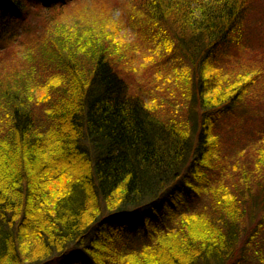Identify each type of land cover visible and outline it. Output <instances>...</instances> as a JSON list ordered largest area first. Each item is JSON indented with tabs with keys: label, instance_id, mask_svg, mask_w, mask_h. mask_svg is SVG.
Returning a JSON list of instances; mask_svg holds the SVG:
<instances>
[{
	"label": "trees",
	"instance_id": "1",
	"mask_svg": "<svg viewBox=\"0 0 264 264\" xmlns=\"http://www.w3.org/2000/svg\"><path fill=\"white\" fill-rule=\"evenodd\" d=\"M259 2L0 0V264H264Z\"/></svg>",
	"mask_w": 264,
	"mask_h": 264
},
{
	"label": "rangeland",
	"instance_id": "2",
	"mask_svg": "<svg viewBox=\"0 0 264 264\" xmlns=\"http://www.w3.org/2000/svg\"><path fill=\"white\" fill-rule=\"evenodd\" d=\"M52 1L53 0H49V2H52ZM91 1L92 2L93 1H96L97 2L98 1V2L101 3L103 0H91ZM112 1L114 2L115 0H112ZM113 8L114 9H112L111 11H109V12H112L114 14L113 18L115 20L113 18L112 19L114 21L117 20V21L121 22V19L124 18L125 10L124 9L117 8V7H114V6H113ZM254 8H256L257 10H259L261 12L259 13V15H252V16H250L249 19L247 20V22L251 21V23H252V26L251 27L252 28H255V32L254 33L257 34L258 32H260V29L257 30V28H259V27H263V31H264V0H260V2L257 3V4L255 3L254 4ZM261 8H262V10H261ZM113 10H114V12H113ZM33 25L35 27V24H33ZM31 33H32L31 38H29L28 41L30 40L33 43H36L38 41V36H39V38H41V36H42V32L40 30V25H39V27H37V29L36 28L33 29V31ZM132 34H133V32H131L129 30L128 31H125L124 33H122L121 38L123 37L124 40H126L127 42H130V41L133 40V36L134 35H132ZM12 50H11L12 52H9V53H11L13 55H7V56H14L15 57V53L14 52L17 51V50H19V48L17 47L15 49V46H13V49ZM262 50H264V47H263ZM262 58H264V57L260 56L259 59H256L255 58V60L258 61L259 63H258V65H255V68H254V69H257V73H255V75H257V77L259 78L258 86L263 89V92L260 93V94H264V59H262ZM7 60L8 61H11V62L16 61V59H14V58H9ZM5 64H8V63L5 62ZM138 66H140V64H138ZM56 69H57V67H56ZM141 71H142L141 68H137V74H133L132 73L133 76H134V79L133 80H136V81L142 80V73H141ZM255 78L256 77L254 75H251V76L247 77L245 83L250 84V83H252L255 80ZM250 105L255 110L256 117L253 115L252 118L248 119L247 121H244L246 123H249L250 126H249V129L248 130L244 131L241 134V136L243 138H247V136H250V134H252V133L260 132L261 133V136L264 137V134H263L264 133V95H261L260 102H257L255 104H250ZM233 135H234V137H236V134H233ZM259 140H260V138H259ZM232 160H235V158H232Z\"/></svg>",
	"mask_w": 264,
	"mask_h": 264
}]
</instances>
